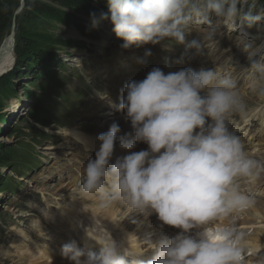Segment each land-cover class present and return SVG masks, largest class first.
<instances>
[{"label": "clouds", "instance_id": "9594fccd", "mask_svg": "<svg viewBox=\"0 0 264 264\" xmlns=\"http://www.w3.org/2000/svg\"><path fill=\"white\" fill-rule=\"evenodd\" d=\"M110 21L124 47L158 44L168 39L184 44L186 52L202 54L224 32L240 35L246 54L247 90L264 101V41L246 39L247 30L264 24V10L244 11L247 0H107ZM213 16L216 22H213ZM109 18L102 15L101 19ZM196 24L201 38L186 40ZM150 55V52L146 53ZM117 110L124 111L134 136L120 137V147L131 150L144 142L148 150L131 152L112 163L119 125L113 122L98 136L100 147L83 170L81 198L98 199L101 207L119 205L123 217L156 214L164 225L180 229L172 237L151 235L117 241L111 234L97 239L99 253L88 252L76 241L62 245V255L74 264H248L254 255L238 221L258 201L251 189L264 181V161L252 157L241 136L229 125H248L255 116L239 80L216 67L165 72L153 68L142 81L123 89ZM49 218V214L45 215ZM140 227L143 221L132 219ZM197 230L196 238L192 230ZM202 233V234H201ZM255 264H264V257Z\"/></svg>", "mask_w": 264, "mask_h": 264}, {"label": "rangeland", "instance_id": "374dc122", "mask_svg": "<svg viewBox=\"0 0 264 264\" xmlns=\"http://www.w3.org/2000/svg\"><path fill=\"white\" fill-rule=\"evenodd\" d=\"M30 1L35 0H18L13 12L11 26L7 32L0 36L1 47L6 36L14 30L15 42L12 54L15 55V58L18 56L15 49L18 45V24L22 20L24 9ZM247 1L246 4H242L244 11L254 8H258V11L264 10V0ZM106 7L107 9L103 15L109 18L101 19V17L82 16L83 22H91L95 28V37L93 38L82 36L74 23L71 22V17L66 16L61 21L56 22L39 20L38 23L34 24L33 31L30 32L34 36L39 35L42 38L45 36L47 44L61 46L59 49L62 51V61L66 60V62H63L66 63L67 67H70V74H72L71 70L73 68H76L77 74L70 75L71 78L67 77L65 81H62L57 86H50L45 93H42L38 87L44 82L43 79L38 78L36 79L37 81L30 84L31 80H33L32 76H20V78L16 77L13 80L9 75L14 81L13 86L9 87V89L13 88V93L4 94L5 90L0 91V101L3 104L0 117V144L11 147L14 153L20 150L23 142H30L36 147V152L33 149H31L33 151L27 149L18 153L23 161L11 160L9 164L0 166V175L2 177H11L14 183L12 188L0 191V264H12V254L17 250L15 247L18 239L29 243L28 246L32 253L34 252L32 243L30 244L31 241L35 243V248L41 251L45 248H50L59 252L58 248L65 239L69 241L66 227L69 224L67 222L69 218L60 222L59 217L63 211L61 207L64 204L68 205L73 199H77L84 202L83 206H101L94 200H83L80 198L79 192L83 183L81 167L85 168L88 159L93 158V152L77 142L71 135L70 130L90 131V133L100 134L96 130L101 126L102 128L105 127V129L109 128L115 117L125 119V112L120 110L115 112L113 106L120 102L121 92L128 83L126 80L130 76H144L146 57H151V62L162 68H182L180 63H173L169 56L178 57L176 52L179 44L174 41L165 39L158 44H134L125 48L123 46L125 41L116 36L114 25L110 21L108 3H106ZM202 35L203 33L199 29L192 30V37L201 38ZM65 41H74L80 46L65 47L63 46ZM238 42V39L235 38L233 44L238 45ZM64 50L70 53L67 55L63 53ZM118 50L121 52H117ZM122 52L123 58L128 60L123 65L124 70H120L121 68L112 64L116 56L122 54ZM148 52H150V55H146ZM161 54H164V59L169 61V63L158 59ZM186 58L192 59L191 51L188 52ZM13 69L10 72L13 73ZM58 71H62V68ZM36 73L38 74L39 72L36 70ZM26 88L32 91L31 97L25 96L24 89ZM54 89L56 90L54 91ZM60 94H63V99L59 96ZM36 95H42L44 101H37ZM250 95V92L245 94L248 103L250 102ZM263 102L261 101L259 104ZM16 104L19 110L12 111L13 106ZM255 104L254 102L249 103L250 108L259 105ZM43 107L47 115H42L39 111L37 113L42 122L37 120V118L35 120L26 118V116L29 117V111L32 109H42ZM45 107L48 108L45 109ZM50 120L52 123L46 124L45 121ZM75 127H79V129L76 130L74 129ZM26 162L35 166L32 169L25 167V173L22 174H19L20 171L12 170V163H17L21 166L26 164ZM68 182L71 186L66 190L67 192L58 189L61 184L65 186ZM88 207L83 208L89 210ZM76 210L71 213L73 214ZM47 213L49 218L45 217ZM121 215L119 217L124 216L123 213ZM80 216L87 218L86 215ZM72 218L70 217V219ZM55 219L61 224H65V227L62 228ZM105 228L100 227L98 221L93 225L86 221V230L81 231H105ZM73 237L74 234L71 238ZM59 238L63 242H58ZM18 249L21 248L18 246ZM17 258L19 257H14L13 259ZM2 260L6 263H3ZM20 261L24 260L20 259ZM25 262L20 264H25Z\"/></svg>", "mask_w": 264, "mask_h": 264}, {"label": "trees", "instance_id": "16d2710c", "mask_svg": "<svg viewBox=\"0 0 264 264\" xmlns=\"http://www.w3.org/2000/svg\"><path fill=\"white\" fill-rule=\"evenodd\" d=\"M107 0H35L30 1L28 5H26L23 13L22 20L18 24V45L15 48L18 54L17 56V64H15V68L9 74H6L0 78V91L5 90L4 94H8L10 92L13 93V80L17 77H27L32 76L33 80H31L30 84H33L36 79L41 78L44 80L38 87L40 91L45 93L48 91L50 86H57L60 84L62 80L67 79L66 75L60 74L61 72H66L69 67H67L66 63L62 61V57L60 56L61 49H59V45L55 44H47L45 41V36L42 38L41 36L31 35L30 32L34 29V24L39 22V20H52V21H61L65 16L71 17L70 20L76 26L77 30L84 37H94L95 36V28L93 27L91 22L82 21L84 16H92V17H101L105 10L107 9L106 3ZM105 3V4H104ZM18 4V0H0V36H2L11 26L13 21V12L15 7ZM102 5V6H96ZM83 16V17H82ZM82 21V22H80ZM33 36V37H32ZM65 47H79L74 41H65ZM67 51V50H64ZM121 52V51H117ZM35 67V73L33 74V70ZM58 67V68H57ZM62 68V71H58ZM36 70L39 72L36 73ZM24 71V72H23ZM33 74V75H32ZM10 75V76H9ZM6 78V79H5ZM52 80V82H51ZM56 89H54L55 91ZM25 96H32V91L24 89ZM37 101H44V97L41 95L35 96ZM4 102V106H5ZM47 105V104H46ZM48 107H45L47 109ZM3 109V104L0 101V117L1 111ZM38 111L42 113V115L46 114L44 112V107L42 109L35 108L29 111V118L36 119L42 122V119L38 117ZM46 124L52 123L50 121H45ZM36 130V129H32ZM37 131V130H36ZM21 148L17 152H13L11 147L3 146L0 144V166L7 165L12 160L23 161L21 156H19L20 151H26L33 149L36 152V147L30 142H23L21 144ZM31 150V151H33ZM18 155V156H17ZM35 165L26 162V164L12 163V170L20 171L19 174L25 173L24 169L33 168ZM11 170V171H12ZM14 183L12 182L11 177H2L0 175V191H4L6 189L12 188Z\"/></svg>", "mask_w": 264, "mask_h": 264}, {"label": "bare ground", "instance_id": "6f19581e", "mask_svg": "<svg viewBox=\"0 0 264 264\" xmlns=\"http://www.w3.org/2000/svg\"><path fill=\"white\" fill-rule=\"evenodd\" d=\"M213 17H215V16H213ZM190 34H192L191 30L186 32V35H190ZM262 41H264V40H261L260 42H262ZM14 42H15V36H14V30H12L6 36L5 40L3 41V43L0 47V74L2 72H5V70L7 71V69L10 68L11 66H13V64H14L15 55L12 54ZM146 60H147V62L145 64L149 65L150 62L152 61V58L148 56V57H146ZM125 63H126V59L123 58L122 54H119L118 56H116L115 60L112 62L113 65L121 68L120 70H124L123 65ZM135 73H136V71H135ZM133 80L138 81V78L133 77L131 79V81H133ZM124 88H125V86H124ZM121 93H122V95L125 94L123 92V90ZM121 96H120V99H121ZM246 98H247V96H246ZM249 99H250L249 103L254 102L256 104H259L261 102V100H259L256 96H254L252 94L249 96ZM118 104H119V102L116 105H118ZM254 106H251V107H254ZM13 107L14 108L12 111L19 110V107L17 104ZM113 108H114L115 112H117L116 111L117 107L113 106ZM259 113L260 112L258 111L257 114H259ZM96 122H97V120H96ZM113 122H115L119 125L120 131L117 133V141H116L115 152H114V155L112 157V163H115L117 158L130 154V151L131 152H139L142 150H148V145L144 142H137L136 147L131 149V150L122 149L120 147V137H124L126 135L134 136V130L131 126L130 120H128L127 118L123 119L122 117H115ZM105 126H106V124H105ZM74 129L78 130L79 127H75ZM108 130H109V128L105 129V127L102 128V126H101V127H99V129L96 130V132L101 134V133L107 132ZM70 133L77 140V142L81 143L85 148L91 150L94 154L96 153V151H98V149L100 147V141L98 140V136L100 134H94L93 132L91 134L90 131H71V130H70ZM140 143H141V145H138ZM262 144H264V139H263V143H260V145H262ZM83 170H84V167H81V174H83ZM75 180H76V178H75ZM70 186H71V184H69V182H68L65 186L62 184L60 185V187L58 186L59 187L58 189H62V191H66L67 189H69ZM48 189H49V187H48ZM79 195H81V192H79ZM90 200H94V202L100 204V201L98 199H90ZM83 203H84L83 201L73 199V201L70 202L68 205L64 204V206L61 207V209H63V211L60 213V216H59L60 220H61L60 222H63V220H65L66 218L70 219V217H73V216L86 215L87 216L86 221H88V223L91 225H93L94 223H96L98 221L100 227H106V228L110 227V228L120 229L121 235L118 236L120 241L124 240L130 234L136 235L138 232L140 233L142 230L147 231L148 230L147 227L152 228L153 231L155 232V234H157V235L162 233L164 229H169V226H167V225H164L163 227L160 226L161 222L158 220L156 214H152L150 217L144 218L142 214L135 213V212L131 213L124 220L120 221L119 226L116 227L112 224L111 219L119 217L122 213H123V215H125V211H123V208L121 206L116 205V206H111V207H101V206L100 207H94V206L88 207V205L83 206ZM261 206H262V202L258 201L257 207H261ZM83 207H88L89 210L84 209ZM75 209H77V210L72 214L71 212L74 211ZM136 214H138L139 220L143 221L144 225L142 224L140 227H137V225H135L131 222L132 219H134ZM61 217H64V218H61ZM257 219L259 222L264 224V218H260V217L259 218L257 217L256 219H251V221L255 222ZM55 220L58 221L57 219H55ZM60 222L58 221V224L62 228H64L65 224H61ZM241 223L242 222L239 220L238 224H241ZM150 224L152 226H150ZM135 226H136V228H135ZM171 228H173V227H171ZM172 232L173 231L171 229H169L165 233H172ZM249 237H250V242H248V244H249V246H251V248L254 251H258L262 246L264 247V233L259 234V233L253 231L249 234ZM98 239H101V238H98ZM127 239H129L128 241L130 243H135V240H136V238L134 236H128ZM58 241L62 242L61 240H58ZM70 241H76L79 244V246L84 249L85 253L88 251L87 247L99 246L98 244H96L95 241L89 239L86 235H82L80 233V231H75L74 237L71 238ZM31 243L33 246L32 250L34 253L30 252V247L28 246L29 243H27L25 240L18 239V241L16 243V247H15V248H17V250L15 251L14 254H12V260H11L12 264H20L21 262H25V261H26L25 264H74L73 261L68 260V258H66L62 255V252H61L62 248L60 249L59 252H57L56 250L53 251L50 248H47V249L45 248L41 251L40 249L35 248L34 242L31 241L30 244ZM64 243H66V242H64ZM17 245L21 249H18ZM47 247H49V246H47ZM14 257H19V258L13 259ZM20 259H22L24 261H20ZM85 259H86V254L81 257V261H84ZM3 263H6V262L3 261Z\"/></svg>", "mask_w": 264, "mask_h": 264}, {"label": "water", "instance_id": "95a60500", "mask_svg": "<svg viewBox=\"0 0 264 264\" xmlns=\"http://www.w3.org/2000/svg\"><path fill=\"white\" fill-rule=\"evenodd\" d=\"M16 59H17V58H15V61H14L13 66H11L10 68H8L7 71L5 70V72H2V73L0 74V77L4 76V74H7L8 72L11 71V69H13V67H14V65H15V63H16ZM6 109H7V108H6Z\"/></svg>", "mask_w": 264, "mask_h": 264}]
</instances>
